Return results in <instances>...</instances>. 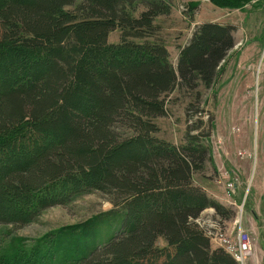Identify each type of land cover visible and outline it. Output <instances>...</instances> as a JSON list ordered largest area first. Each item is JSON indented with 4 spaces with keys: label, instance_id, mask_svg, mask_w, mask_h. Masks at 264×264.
Returning a JSON list of instances; mask_svg holds the SVG:
<instances>
[{
    "label": "trees",
    "instance_id": "obj_1",
    "mask_svg": "<svg viewBox=\"0 0 264 264\" xmlns=\"http://www.w3.org/2000/svg\"><path fill=\"white\" fill-rule=\"evenodd\" d=\"M169 12L164 0H0V224L91 191L112 205L0 264H236L191 221L230 213L194 184L207 136L197 125L179 145L157 136L173 92L213 82L232 27L197 26L173 65L158 24ZM99 226L112 227L94 242Z\"/></svg>",
    "mask_w": 264,
    "mask_h": 264
},
{
    "label": "rangeland",
    "instance_id": "obj_2",
    "mask_svg": "<svg viewBox=\"0 0 264 264\" xmlns=\"http://www.w3.org/2000/svg\"><path fill=\"white\" fill-rule=\"evenodd\" d=\"M222 2L226 3L164 0L170 3V12L160 16L158 24L173 65L180 48L202 23L231 26L233 45L219 60L210 85L199 86L188 94H171L173 101L167 115L157 120V136L179 145L185 133L196 131L195 125L207 136L201 141L207 148L208 160L203 173L195 174L194 184L230 213L225 218L213 208H206L202 219L208 223L209 216L215 224L204 227L209 231L217 228L218 234L232 240L240 229L249 242L244 264H264V0H244L234 6H224ZM118 34L113 32L109 40L118 41ZM194 94H198V103L186 108L193 102ZM229 179L233 181L231 191L225 187ZM111 208L106 197L91 191L66 205L45 209L24 226L0 224V254L13 253L17 244L45 233L91 221ZM111 227L94 229V242L103 241ZM211 245L219 247L217 243Z\"/></svg>",
    "mask_w": 264,
    "mask_h": 264
},
{
    "label": "built area",
    "instance_id": "obj_3",
    "mask_svg": "<svg viewBox=\"0 0 264 264\" xmlns=\"http://www.w3.org/2000/svg\"><path fill=\"white\" fill-rule=\"evenodd\" d=\"M225 187L229 191L232 190V179L225 181ZM235 206H238L237 208H240L239 204H235ZM199 217H201V219H199ZM202 218L203 216L200 214L198 217L192 219L191 221L198 227L202 228L210 238L211 243H217L220 248H222L227 254H229L233 258L236 264H244L245 256L249 251V242L245 233L238 229L235 239L232 240L226 235L218 234L217 228H212V231H214V233H212V231H209L204 226H207V224L209 223L214 225L215 221L212 218H209V216H207L208 223H206V221H204V219ZM237 219L238 218L236 217V220Z\"/></svg>",
    "mask_w": 264,
    "mask_h": 264
}]
</instances>
